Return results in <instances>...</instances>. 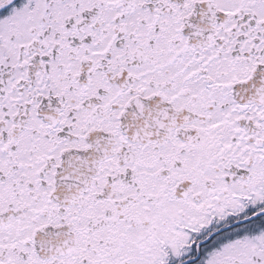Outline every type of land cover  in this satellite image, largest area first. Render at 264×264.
<instances>
[{
	"label": "snow or ice",
	"instance_id": "obj_1",
	"mask_svg": "<svg viewBox=\"0 0 264 264\" xmlns=\"http://www.w3.org/2000/svg\"><path fill=\"white\" fill-rule=\"evenodd\" d=\"M0 264H264V0H0Z\"/></svg>",
	"mask_w": 264,
	"mask_h": 264
}]
</instances>
